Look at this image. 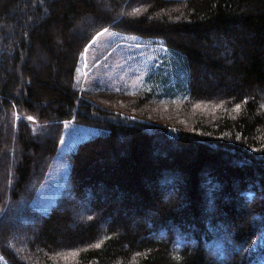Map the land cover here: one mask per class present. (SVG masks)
I'll return each instance as SVG.
<instances>
[{
	"label": "trees",
	"instance_id": "1",
	"mask_svg": "<svg viewBox=\"0 0 264 264\" xmlns=\"http://www.w3.org/2000/svg\"><path fill=\"white\" fill-rule=\"evenodd\" d=\"M106 1L110 11L102 0H0V256L264 264V0ZM107 28L162 39L185 72L183 98L81 94V55ZM69 120L103 133L69 155L44 212L33 200ZM175 189L177 201L165 196ZM81 203L90 210L77 221Z\"/></svg>",
	"mask_w": 264,
	"mask_h": 264
},
{
	"label": "rangeland",
	"instance_id": "2",
	"mask_svg": "<svg viewBox=\"0 0 264 264\" xmlns=\"http://www.w3.org/2000/svg\"><path fill=\"white\" fill-rule=\"evenodd\" d=\"M101 3L103 10H111L106 0H102ZM87 22L91 24L93 21ZM83 30L84 26H79L76 32L82 34ZM76 32L73 34L77 35ZM80 34L77 37L81 36ZM185 78V72L182 71L176 55L164 45L162 39L141 38L107 28L98 33L83 51L75 86L81 94L110 91L115 93L114 98L121 100H134L142 94L149 93L160 97L162 101L173 97L174 99L171 100H180L183 98L184 88L186 92L188 91ZM99 96L97 97L100 98ZM223 96L224 92L218 93L221 99L224 98ZM101 97H104L101 100L113 98L112 96ZM163 109L166 111L169 108ZM101 133H103L101 130L79 125L72 120L64 122L58 152L33 200L35 208L44 212L50 210L57 202L68 176L69 155L81 142ZM3 160L2 153L0 161ZM237 181V179L233 180L236 190L239 188ZM219 187L220 184L215 183L210 190L220 194ZM179 194V191L175 189L165 193V196L177 201ZM78 210L76 220L83 221L90 209H86L84 203H81ZM7 221L17 222L12 219ZM0 264L8 263L0 256Z\"/></svg>",
	"mask_w": 264,
	"mask_h": 264
}]
</instances>
